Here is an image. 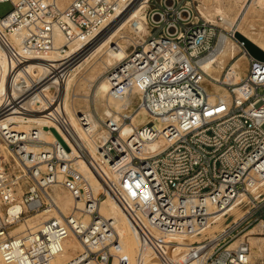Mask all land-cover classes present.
Segmentation results:
<instances>
[{
  "label": "built area",
  "instance_id": "built-area-1",
  "mask_svg": "<svg viewBox=\"0 0 264 264\" xmlns=\"http://www.w3.org/2000/svg\"><path fill=\"white\" fill-rule=\"evenodd\" d=\"M0 1L13 5L0 16V45L9 62L0 93L4 262L52 264L71 234L84 245L75 261L123 262L121 235L100 212L112 196L136 227L139 264L149 258L152 264H264L253 259L245 238L255 226L264 233V61L249 55L247 72L237 83L212 78L201 63L218 46L220 25L202 16L196 0H144L146 31L109 75L110 93L130 103L112 105L102 119L104 133L93 135L108 176L72 134L64 107L66 71L55 66L51 53L63 57L71 44L91 38L134 0ZM60 34L64 40L57 45ZM40 59H48L46 72L32 76L31 62ZM206 78L221 84L228 96L212 98ZM141 110L155 119L138 127L133 116ZM30 114L50 123L33 125L26 136L7 120ZM78 120L90 129L85 114ZM122 123L132 131L125 134ZM41 129L54 140L41 138ZM161 137L162 151L141 157L146 143ZM83 165L100 180L98 192ZM61 187L74 199L68 215L55 197ZM54 212L59 215L33 230L15 231L39 213ZM219 222L224 226L210 233Z\"/></svg>",
  "mask_w": 264,
  "mask_h": 264
},
{
  "label": "bare ground",
  "instance_id": "bare-ground-1",
  "mask_svg": "<svg viewBox=\"0 0 264 264\" xmlns=\"http://www.w3.org/2000/svg\"><path fill=\"white\" fill-rule=\"evenodd\" d=\"M234 1L235 3H242V2L245 3L242 5L241 10H239V12L233 17H231L225 11L224 6L221 3L215 5V13H218V15L222 17V20H215L214 18H211L210 17L211 14L210 13L207 14L210 11L209 10L203 11L201 8L203 15L207 19L209 20L213 19V21L218 22L223 26V28L227 30L225 32H221L218 46L214 51H212L209 55H207V57H205L202 60L201 64L204 70H206L207 73H209L212 78L220 80L221 79L220 74L218 72L215 73V71L218 69L219 71H223L226 68L225 58L229 56L231 59H234V61L229 66L224 81H231L237 83L247 72L248 64H249V54L245 50L242 55L237 56L242 44L238 42V40L235 38V32L240 31L245 36H247L252 41H254L256 44H258L261 48L264 49V32L258 31L255 28V23L254 21H252L251 18L258 12H264V0H234ZM143 2L144 0H135L132 6H130L131 5L130 4L129 5L130 7L129 6H128L129 8L127 7L128 9L126 8L124 11H120L116 15H114L111 21L107 23L101 30L97 31V33H95L91 38L87 40H78L75 43L71 44L69 49L66 50L67 51L66 55H64L63 57L61 58L57 57L59 53L57 50L51 53V56H53L51 57L52 58L51 60L55 61V66L57 67L63 66L64 70L66 71L65 81L63 82L64 83L63 94L64 97H66L64 98V102H65L64 107H65V112L68 115L67 119L69 121V124L71 128L74 130L73 131L71 129L72 134L74 135L75 139L80 143L81 146H85L89 149V151L92 153L93 158L98 162V164L107 173L108 176H112V175L109 171L108 164L105 163V161L102 159L103 158L102 155L98 152L93 135L94 134L102 135L104 133L103 129L101 128L102 125L101 121L106 117L105 115L111 113L112 105H115L116 107H121L122 105L125 106L130 102L129 100H125L124 102H122L121 100L116 99L110 93L111 85L109 82L110 80L109 76L108 75L100 76L101 72L100 73L98 72L92 78V81L96 82L94 84L95 88L94 89L92 88V92L83 95L89 100L90 107L89 109L83 110L84 109L83 108L79 110L75 106L73 100L74 98L77 97V96L75 97V95H79V94L78 93L71 94V98H72L71 105L69 103V95H68L71 88V83L77 76L79 70L78 72H75L73 75H68V74L71 73L72 67L78 63L82 54L84 55L85 49L83 52L82 51L84 47L83 45L90 43L91 41L98 39L99 37H100L99 45L96 44L95 46L96 51L93 54L92 58L90 59H93L95 57L100 58L102 56V52H105L106 57L105 60L103 61L106 66L113 67L119 64L120 62H122L128 56L129 53L127 50V45L121 43L118 39L117 41L115 39L116 37L124 38V39L126 38L125 39L126 41H130L131 38L128 37L127 34H125L126 32L125 28L127 24H130L131 28L134 30V32H136L138 36L142 35V31H146V16H145V12L142 11L144 6ZM231 34L234 36V38L231 37ZM20 37H21L20 33L13 35V39L17 41L20 39ZM63 40H64L63 35L60 34L58 37L57 45L63 42ZM78 49H80V52L72 56V54L75 53ZM67 57L68 59L66 60ZM46 60L48 59H40L38 61L31 62V66L29 67L30 74L32 76H38L46 72L45 71ZM242 63L246 64L244 70L241 67ZM8 64L9 62L5 57L2 47L0 45V93L4 89L3 82L5 80L6 73L8 70ZM203 84L212 93V98H214L216 94H222L223 96L225 95L228 96V93L226 92L225 88L222 85L216 83L211 78H206L203 81ZM219 88H221L222 90ZM98 99L102 100L103 105L105 104L106 106L105 109L102 110L101 108L102 104L98 102ZM81 113L87 116V119L91 124L89 130H87L85 127H81V125L79 124L78 115ZM98 114L99 116H97ZM153 119H155V117L150 112L144 110L136 112L135 115L133 116V122L135 126L138 127ZM7 120L10 121L12 124H14L15 126L14 128H18V130H21L22 134L24 132H27L26 136L29 135V130L33 125L35 124L42 125V124L50 123L40 114H30L25 116L12 115L8 117ZM132 127L133 126H131L130 124H125V123L121 124V130L125 134L131 132ZM155 128H158V124L155 126ZM40 136L41 138L48 141L54 140L53 139L54 136H52L47 130L44 129H41ZM164 142L165 140L162 137L156 140L148 141L142 150L141 157L147 158L153 152H156L155 154H159L162 151V144ZM72 147H73V154L75 155L78 151L76 150L74 145ZM5 152L7 153L6 150ZM81 169L90 178L95 192L101 190V183L99 182L100 180L97 178V176H95L94 172H92L89 168H87L86 165L81 166ZM65 194L67 195L55 194V197L59 201L63 213L68 215L74 211L75 206H74L73 197L71 196V194L67 193L66 189H65ZM100 212L101 214L108 216L113 220V224L116 230L121 235L122 242L125 247V251H124L125 258L123 262L115 263V264H136V255L139 249V242L136 236L137 235L136 227L133 224V222L130 220V218L127 216V213L125 212L123 206L112 196H109L108 198L103 200L100 206ZM55 215H59V212L52 213L49 215H46L44 213H39L30 219L29 224H21L20 226L17 227L15 231H23L26 229L33 230L42 221L48 220L49 218ZM84 220L86 222L89 221V217L86 216ZM254 229L255 227L249 229L248 230L249 232H247L245 236L246 235L248 236V234H250L249 241L251 242L252 245L257 247L256 249L257 254L259 256H262L264 254V237L254 235L255 233ZM83 249H84L83 243L79 240V238L76 235L71 234L65 242L64 250L53 260L52 264H86L75 261L76 259H74L78 255V252L76 253V251H80V250L82 251ZM152 261L153 260L151 258L147 259L146 262L145 259H143L142 264H152L153 263ZM0 264H14V263H6L1 259L0 256ZM137 264H139V262Z\"/></svg>",
  "mask_w": 264,
  "mask_h": 264
},
{
  "label": "rangeland",
  "instance_id": "rangeland-1",
  "mask_svg": "<svg viewBox=\"0 0 264 264\" xmlns=\"http://www.w3.org/2000/svg\"><path fill=\"white\" fill-rule=\"evenodd\" d=\"M135 2V0L132 2V4ZM218 3H221L223 6H224V9L225 11L231 16H235L239 10H241L242 8V5L245 3V2H242V3H235L234 0H196L195 1V5L198 6V8H202L203 11H207L209 10L210 12H208L207 14H211L210 17L211 18H214L215 20L216 19V16H219L218 13H215V5L218 4ZM132 4L130 6H132ZM129 6V7H130ZM213 6V7H212ZM128 7V8H129ZM127 8V9H128ZM13 9V5L10 1H0V16H4L6 15L8 12H10L11 10ZM143 11V9H142ZM202 12V11H201ZM214 12V13H213ZM257 14V15H256ZM252 18V21H254L255 23V28L258 30V31H261V32H264V12H258L256 13ZM261 14V15H260ZM202 16L205 18V16L203 15L202 13ZM212 22H215L216 24L220 25V27L223 29L221 30L220 32H225L226 29L223 28V26L221 24H219L218 22L216 21H213V19L211 20ZM125 34L128 35V37H130V41H126L124 38H118L116 37V41L117 39L121 42V43H124L127 45V50L128 52L131 51L132 49V44H135L137 42V40H140L141 39V36H138L136 34V32H134V30L131 28L130 24H127L126 28H125ZM100 38V37H99ZM98 38V39H99ZM136 38V39H135ZM95 39L93 41H91L90 43H87V44H84L83 46V52H84V49H85V53L84 55L82 54L80 60L78 61V63L72 67V71L69 75H73L75 72H78L77 76L75 77V79L72 81L71 83V88H70V91L68 93L69 95V103L71 105L72 103V98H71V94L75 93V94H79V95H75L76 98H74V104L75 106L81 110H85V109H89V105H90V102L89 100L84 97L83 95H86L88 94L89 92H92V88L94 89L95 86L94 84L96 83L95 81H92V78L95 74H97L98 72L100 73V76H106V75H110L113 67H108L105 65L104 61L105 60V57H106V53L105 52H102V56L100 58H93V59H90L92 58L93 54L95 53L96 51V44L99 45V42H100V39ZM240 44V43H239ZM115 46V45H114ZM80 47V48H81ZM87 50V51H86ZM245 49L243 48V46L241 45L240 47V50H239V53L237 54V56L239 55H242L244 53ZM80 52V49H78L75 53L72 54L75 55L77 53ZM242 52V53H241ZM241 53V54H240ZM236 56V58H237ZM226 68L223 70V71H219L216 70L215 73H219L220 74V80H224L225 76H226V73L228 71V68L229 66L231 65V63L234 61V59H231L229 56H227L226 58ZM86 62V63H85ZM241 67L242 69L244 70L245 67H246V64H241ZM81 68V69H80ZM101 70V71H100ZM90 81V83H89ZM221 85V84H220ZM90 86V87H89ZM221 89V88H219ZM222 90V89H221ZM67 93V92H66ZM66 98V97H65ZM98 102L100 104H102L101 108L102 110L105 109V104L103 105V102L102 100H99L98 99ZM99 116V114L97 115ZM106 116V115H105ZM102 122V121H101ZM101 130V129H100ZM67 193H69L67 191ZM55 194L56 195H60V194H64V195H67L65 194V189H63V187L61 188H57L55 190ZM70 194V193H69ZM68 194V195H69ZM56 213V212H54ZM56 216V215H55ZM224 225H221V222L215 224L214 226H212L210 229H209V232L212 233L214 230H217L219 231ZM254 228V227H253ZM216 231V232H217ZM255 233L254 235H257V236H262L264 237V233L261 232L259 230V227H256L255 226V229H254ZM249 232L248 230L246 231V233ZM258 233V234H257ZM137 236V235H136ZM250 237V234H248V236L246 235L245 238H248L249 239ZM137 239H138V236H137ZM139 242V240H138ZM252 245V244H251ZM257 247L252 245V250H253V259L257 262H264V254L262 256H259L257 254V251H256ZM79 253L81 252L80 251H76V253ZM136 263H137V259H136Z\"/></svg>",
  "mask_w": 264,
  "mask_h": 264
},
{
  "label": "water",
  "instance_id": "water-1",
  "mask_svg": "<svg viewBox=\"0 0 264 264\" xmlns=\"http://www.w3.org/2000/svg\"><path fill=\"white\" fill-rule=\"evenodd\" d=\"M235 38L240 42L243 47L245 48L246 52L254 57L257 60L264 61V49L261 48L258 44H256L254 41H252L250 38L245 36L240 31L235 32ZM53 133L56 135V137L59 139V141L67 148L69 149V146L64 141L62 136L59 134V132L55 128H51Z\"/></svg>",
  "mask_w": 264,
  "mask_h": 264
}]
</instances>
